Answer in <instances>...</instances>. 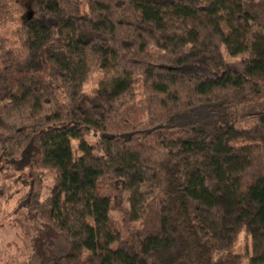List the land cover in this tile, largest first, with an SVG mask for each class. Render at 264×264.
<instances>
[{
  "label": "trees",
  "instance_id": "1",
  "mask_svg": "<svg viewBox=\"0 0 264 264\" xmlns=\"http://www.w3.org/2000/svg\"><path fill=\"white\" fill-rule=\"evenodd\" d=\"M12 9L0 0V28ZM20 9L17 39L0 34V200L19 196L34 264H223L243 229L264 264V0ZM94 70L104 107L82 93ZM122 193L124 234L111 220Z\"/></svg>",
  "mask_w": 264,
  "mask_h": 264
},
{
  "label": "rangeland",
  "instance_id": "2",
  "mask_svg": "<svg viewBox=\"0 0 264 264\" xmlns=\"http://www.w3.org/2000/svg\"><path fill=\"white\" fill-rule=\"evenodd\" d=\"M10 3L16 9L18 0H10ZM13 11L14 19L4 28H0L2 34L8 41L13 42L17 39L16 30L19 28L24 19L27 17V12L20 9L19 12ZM230 61L232 58L226 56ZM108 75L100 70H94L85 81L82 93L84 100L98 107L108 105V102L101 97H98L95 92L98 89L100 82ZM264 103V98L259 101ZM257 121L248 119L238 124V129L248 131L249 136H253ZM90 143H94V139L87 138ZM243 143V140H239ZM77 142H73V147L76 149ZM53 185V175L47 173L45 183L43 185V197L46 198ZM129 194L122 193L112 203L111 220L114 231L125 233L126 228L131 223V206L128 202ZM19 196L15 199L4 198L0 200V264H34L31 248L29 243L24 238L23 230L19 226L21 220L20 214H16L18 207ZM66 243L63 240H55L51 246L54 253H65ZM252 250V237L245 230H241L229 249V253H224L223 264H250V256ZM221 256V255H220ZM219 259L216 256V260ZM228 262V263H227Z\"/></svg>",
  "mask_w": 264,
  "mask_h": 264
}]
</instances>
